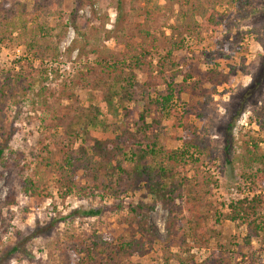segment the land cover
<instances>
[{
	"label": "rangeland",
	"instance_id": "obj_1",
	"mask_svg": "<svg viewBox=\"0 0 264 264\" xmlns=\"http://www.w3.org/2000/svg\"><path fill=\"white\" fill-rule=\"evenodd\" d=\"M60 2L63 14L47 15L55 48L54 52H47V57L34 59L24 45L34 35L30 31L28 35L23 33L19 26L12 37L0 38V88L12 91L4 92L5 102L0 99V127L5 135L0 136V143L8 139L5 153L11 156L10 167L0 164V264H68L70 258L73 264L85 261L83 250L88 243L81 245L83 241L103 238L116 242L126 234L124 221L130 216V209L142 200L152 202L150 196L144 199V190L106 196L85 181L67 192L59 186L58 177L42 163L53 156L60 159L57 142L62 130L54 128L55 116L58 105L67 104L61 92L75 74L91 67L105 68L111 60L108 52L116 60L128 61L132 56H144L145 50L146 61L157 70L167 51L166 39L173 27L185 24L184 12L190 5L187 0H92L76 11L74 0ZM201 2L209 11L221 14L223 21L217 30H212L206 26L209 12L192 18L189 33L182 27L184 47L172 48L174 60L181 70L193 66L194 70H187L193 73L190 88L198 83L200 75L212 69L226 78L217 87L206 81L203 84L206 94L201 96L198 91L176 93L174 102L179 111H191L193 129L209 145L201 169L212 180L206 195L212 206L207 221V228L213 230L211 241L206 247H197L187 237V227L178 224L176 236L169 242L166 228L169 213L157 204L149 214L154 244L128 264H264V232L248 244L244 239L247 225L228 217L232 204L264 195V181L252 183L246 179L258 166L243 164L247 148L254 141L264 155V74L253 102L233 123L242 95L254 77L264 71V0ZM18 3L27 12H33L36 4L45 2L0 0V14L8 13L13 6L19 9ZM193 26L198 32L192 30ZM42 44L46 46L47 42ZM138 75L139 81L144 82L145 77ZM182 82L180 75L175 83ZM17 84L20 86L15 87ZM158 90L154 96L160 92L167 94L163 81ZM75 91L84 105L90 104L87 91ZM102 109L105 112V106ZM120 109L116 112L117 121L125 117ZM163 113L166 114L158 112L155 116L161 118ZM129 118L134 119L132 114ZM147 121L152 119L149 117ZM164 123L172 126L173 122L164 120ZM170 129L178 139L187 135L182 129ZM93 132L96 137L105 136L100 126ZM181 144L179 140L168 141L172 148ZM79 145L77 142L74 149ZM28 178L39 181L37 194L25 192ZM94 210L99 214L85 215ZM216 214L221 216L219 223ZM14 248L17 251L13 252Z\"/></svg>",
	"mask_w": 264,
	"mask_h": 264
},
{
	"label": "trees",
	"instance_id": "obj_2",
	"mask_svg": "<svg viewBox=\"0 0 264 264\" xmlns=\"http://www.w3.org/2000/svg\"><path fill=\"white\" fill-rule=\"evenodd\" d=\"M60 1L44 0V4H36L33 12H27L25 6L18 3L19 9L13 6L8 13L0 14V38L5 40L12 37L14 30L19 26L23 33L30 31L34 35L32 39L24 42L34 59L47 57V52L55 51L51 40L54 36L46 23L49 21L47 15L63 14ZM74 1L76 11L92 3V0ZM187 5L190 7L184 12L185 24L172 28V34L165 42L164 48H167V51L159 60L157 70L146 61V50L144 56H132L128 61L116 60L114 54L108 52L111 60L105 68L98 70L91 67L80 70L70 84L62 89V100H66L67 104L61 102L58 105L54 122V128L62 130L57 142L60 159L57 160L53 156L42 163L48 171L58 177L59 186L67 192H72L85 181L90 188L106 196L117 197L123 192L144 190V199L147 196L152 199L151 203L142 200L130 209V216L124 221L126 234L116 242L104 241L103 238L102 241H83L81 245L88 243L87 248L83 250L86 259H80L76 264H128L133 257L145 254L147 246L154 244L149 214L157 204H161L169 213L166 222L169 242L175 238L178 224L187 227V237L197 247H206L211 241L213 230L207 228V221L211 216L212 206L206 195L212 180L201 169L209 145L193 129L190 110L179 111L174 101L176 93L195 94L198 91L199 96L204 92L206 94V90H203L206 81H211L213 86L217 87L226 77L212 69L200 75L198 83L191 84L190 88L188 84L190 78H193V73L187 70L194 68L186 66L181 70L174 60L172 48L184 47L185 31L182 27L189 33V22L192 18L209 12L206 26L212 30H217L223 20L221 14L216 10L209 11L201 0L193 3L187 0ZM73 13L70 12L72 16ZM73 19L75 20V17ZM67 27L66 24L64 32ZM192 30L198 32L194 26ZM45 41L46 46L42 44ZM207 59L212 62L210 57ZM263 69L264 64L262 71ZM138 74L145 77L144 82L139 81ZM263 74L264 71L256 75L252 84L245 90L233 116V123L247 105L253 102L255 91L261 86L260 79ZM180 75H183V82L176 84V78ZM162 81L166 85L167 94L162 95L160 92L154 96ZM7 84L10 85L9 82ZM19 86L17 84L15 87ZM76 89L89 93L90 104L82 103ZM5 91L9 90L0 88V99L4 102L7 100ZM192 98L195 96L192 95ZM102 106H105V112ZM120 108L125 112V117L117 121L116 112L121 110ZM158 112L166 114L163 113V117L158 118L155 116ZM130 114L134 119L129 118ZM149 117L151 122L147 121ZM111 118L114 119L113 122ZM164 120H172V126L165 125ZM98 126L102 127L104 137L94 135L93 131ZM231 127L232 123L229 125V128ZM170 128L182 129L187 135L178 139ZM0 136H5L3 127H0ZM174 140H179L182 144L177 148L169 147L168 141ZM77 142H80V145L75 150ZM6 145L8 139H2L0 164L10 167L8 163L11 156L5 153ZM243 164L246 167L258 166L256 172L246 176L248 182L264 181V155L260 153L257 142L254 141L252 147L247 148ZM38 183L37 179L28 178L25 192L37 194ZM230 209L229 219L248 227V234L244 238L246 243H251L253 237L264 232V195H254L251 200H241L232 204ZM98 214V210L85 213L87 216ZM217 216L218 214L215 215ZM220 220L221 216H218L216 223ZM12 251H17V248ZM71 260L72 258L68 260V264H73Z\"/></svg>",
	"mask_w": 264,
	"mask_h": 264
}]
</instances>
